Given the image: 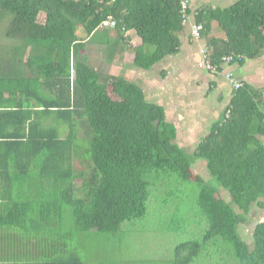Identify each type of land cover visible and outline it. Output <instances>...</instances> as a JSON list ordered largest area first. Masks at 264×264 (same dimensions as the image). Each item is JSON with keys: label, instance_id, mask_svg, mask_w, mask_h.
<instances>
[{"label": "trees", "instance_id": "obj_1", "mask_svg": "<svg viewBox=\"0 0 264 264\" xmlns=\"http://www.w3.org/2000/svg\"><path fill=\"white\" fill-rule=\"evenodd\" d=\"M42 12L44 22L38 20ZM196 12L200 45L214 68L204 70L223 74L231 95L189 150L172 141L176 127L164 105L148 101L121 71L101 72L83 59L88 44H110L113 30L133 51V66L152 69L181 51L189 3L183 10L181 0H0L4 37L17 41L15 55L27 54L20 62L34 76L21 92L30 108L20 103L16 131L0 136L13 138L6 141L14 153L7 163L20 170V205L38 208L53 227L65 230L63 254L77 232L115 233L146 215L161 172L197 183L196 207L206 225L200 237L175 245L171 264H197L208 246L223 247L218 255L224 264H264V220L250 242L239 231L253 204L264 208V85L238 78L243 66L264 54V0ZM213 22L223 36L210 34ZM79 26L87 36L77 34ZM130 30L139 45H132ZM210 85L208 91L217 83ZM202 160L213 185L193 174ZM4 175L0 196H14L16 184L6 179L13 173ZM219 187L229 193L228 201L219 197ZM63 257L67 264H82L75 252Z\"/></svg>", "mask_w": 264, "mask_h": 264}, {"label": "rangeland", "instance_id": "obj_2", "mask_svg": "<svg viewBox=\"0 0 264 264\" xmlns=\"http://www.w3.org/2000/svg\"><path fill=\"white\" fill-rule=\"evenodd\" d=\"M232 1L226 0L228 3ZM38 20L44 22L45 13H40ZM216 33L222 35L220 29ZM77 34L87 36L82 26L78 27ZM210 34L213 35V32ZM115 37L116 33L112 30L110 44L99 47L88 44L87 51H83V59L101 72L115 71L128 75L145 90L148 101L164 105L167 120L176 127L172 141L192 150L230 99L229 80L223 74H210L198 67L200 49L206 48L205 45L197 46L198 52L189 49V53V50L182 48V53L163 60L152 69L142 70L133 66L131 48ZM191 42L198 43L194 39ZM189 45L193 47L191 43ZM238 78L248 79L254 86L264 85V54L251 61L247 75L241 73ZM213 80L217 85L208 91ZM202 161L193 165V174L213 185L215 180L209 178ZM157 175L160 178L154 180L155 193L148 201L146 215L126 223L115 233L90 231L73 234L75 237L72 236L67 247L68 255L75 252L82 264H171L175 245L200 237L206 225L201 221L196 207L199 191L197 183L180 182L176 177L161 172ZM218 192L219 197L227 201L230 199L229 193L223 188L219 187ZM261 220H264V208L253 204L246 215V222L239 228L244 240L250 242L254 227ZM222 248L206 247L200 261L196 260L197 264H224L223 257L218 255ZM68 255L63 258L66 259Z\"/></svg>", "mask_w": 264, "mask_h": 264}, {"label": "crops", "instance_id": "obj_3", "mask_svg": "<svg viewBox=\"0 0 264 264\" xmlns=\"http://www.w3.org/2000/svg\"><path fill=\"white\" fill-rule=\"evenodd\" d=\"M191 20L193 14L204 6L210 7H228L231 3L226 0H188ZM197 13V12H196ZM7 25V19L0 15V134L14 133L17 125L16 112L21 108L20 103L25 105V110L29 107V102L25 100L21 92L26 84L25 80L34 76L21 65V57L25 61L27 54L21 55L15 53L14 44L16 40H9L4 37V30ZM187 29V30H186ZM185 33L180 35L182 40V48L185 50L196 51L200 43H192L188 28ZM220 29L216 22H213V36L217 35L216 30ZM131 43L137 45L140 37L134 30L127 32ZM186 40V42H185ZM205 41V40H204ZM202 41V43L204 42ZM191 43L193 47L189 45ZM190 50L188 51L190 53ZM198 52V51H196ZM174 55L166 56L163 60H167ZM159 61L158 63L162 62ZM157 63V64H158ZM251 64V63H250ZM235 69V68H233ZM250 66H243L238 72L247 75ZM125 75V74H123ZM127 77V75H125ZM24 110V109H23ZM167 111V110H166ZM12 137L0 136V188L3 189L5 184V175H13L10 178L15 186H11L14 196H0V264H67L60 257L66 256L62 251L66 241V232L61 228L53 227L52 223L45 217H41L43 212L36 207H28L20 205V197L18 196L19 175L20 170L17 165L7 163L13 153V148L6 146V141L12 142ZM9 147V148H7ZM10 155V156H9ZM3 173V174H1ZM9 181V180H8ZM1 195V194H0ZM65 242V243H64ZM63 262V263H62Z\"/></svg>", "mask_w": 264, "mask_h": 264}, {"label": "built area", "instance_id": "obj_4", "mask_svg": "<svg viewBox=\"0 0 264 264\" xmlns=\"http://www.w3.org/2000/svg\"><path fill=\"white\" fill-rule=\"evenodd\" d=\"M188 3H189L188 0H181L183 10H186V8L188 7ZM184 23L189 24V34L191 35V38L200 43V39H201L200 31L202 25L197 24L193 21L191 22L190 15H187L186 13L184 14ZM197 65L198 67L206 70L214 69L212 68V64L210 60L207 58V48L202 47V49H200V58L199 61L197 62Z\"/></svg>", "mask_w": 264, "mask_h": 264}]
</instances>
